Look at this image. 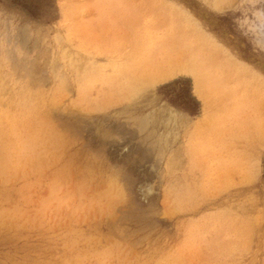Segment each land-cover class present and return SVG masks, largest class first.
Here are the masks:
<instances>
[{
  "label": "rangeland",
  "instance_id": "374dc122",
  "mask_svg": "<svg viewBox=\"0 0 264 264\" xmlns=\"http://www.w3.org/2000/svg\"><path fill=\"white\" fill-rule=\"evenodd\" d=\"M27 2L0 0V264H264V0Z\"/></svg>",
  "mask_w": 264,
  "mask_h": 264
},
{
  "label": "bare ground",
  "instance_id": "6f19581e",
  "mask_svg": "<svg viewBox=\"0 0 264 264\" xmlns=\"http://www.w3.org/2000/svg\"><path fill=\"white\" fill-rule=\"evenodd\" d=\"M171 53V52H170ZM185 57L184 56H182L181 54H178V55H176V54H166L165 56H164V59L162 60V69L164 68V69H166L167 71H170V72H175V73H184V72H187V71H189V69H190V67H189V64L187 63V61L184 59ZM156 62V61H155ZM154 62V63H155ZM158 62H159V59H158ZM159 65V64H158ZM158 65H157V67H158ZM161 65V64H160ZM159 65V66H160ZM159 69H161V68H159ZM163 69V70H164ZM162 71V70H161ZM199 87V86H198ZM197 92L199 93V96L201 97V98H203V96H202V93L200 92V90H199V88H197ZM206 96V95H205ZM204 96V97H205ZM206 99H207V97H205ZM209 101V100H208ZM168 114L171 116V117H173V118H179V116H180V113H177L176 111H174V110H169L168 111ZM144 117V116H143ZM142 117V118H143ZM145 118V117H144ZM255 119V118H254ZM140 122V121H139ZM143 124H144V122H143ZM144 126V125H143ZM142 126V127H143ZM146 128V127H145ZM141 129V128H140ZM149 136H151V135H149ZM125 193V192H124ZM126 196V195H125ZM110 221H112V220H110ZM113 222V221H112ZM112 227V226H111ZM114 229V228H113ZM116 229V228H115ZM131 243V242H130Z\"/></svg>",
  "mask_w": 264,
  "mask_h": 264
},
{
  "label": "trees",
  "instance_id": "16d2710c",
  "mask_svg": "<svg viewBox=\"0 0 264 264\" xmlns=\"http://www.w3.org/2000/svg\"><path fill=\"white\" fill-rule=\"evenodd\" d=\"M12 2L14 4H18L20 6H22L30 15L34 16V17H38V10L40 9L39 4L35 5L34 2H32L33 4H30L29 2H27V0H12ZM180 82V79L176 80V83ZM167 86H170V84L165 85V88ZM188 93L190 94V90H188ZM192 97V96H191ZM192 99L199 104L198 101H196V99L194 97H192Z\"/></svg>",
  "mask_w": 264,
  "mask_h": 264
}]
</instances>
